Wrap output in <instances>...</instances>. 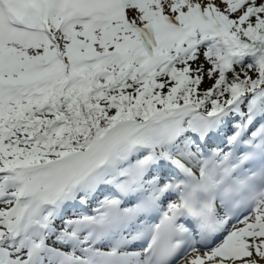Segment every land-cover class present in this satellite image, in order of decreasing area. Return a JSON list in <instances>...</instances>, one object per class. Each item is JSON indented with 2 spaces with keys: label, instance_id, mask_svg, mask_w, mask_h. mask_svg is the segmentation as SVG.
<instances>
[{
  "label": "snow or ice",
  "instance_id": "obj_1",
  "mask_svg": "<svg viewBox=\"0 0 264 264\" xmlns=\"http://www.w3.org/2000/svg\"><path fill=\"white\" fill-rule=\"evenodd\" d=\"M0 264H264V0H0Z\"/></svg>",
  "mask_w": 264,
  "mask_h": 264
}]
</instances>
